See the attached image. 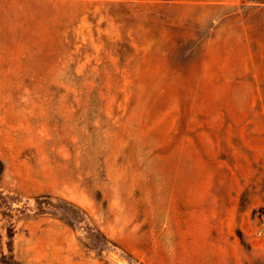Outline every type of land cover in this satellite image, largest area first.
<instances>
[{"label": "rangeland", "instance_id": "374dc122", "mask_svg": "<svg viewBox=\"0 0 264 264\" xmlns=\"http://www.w3.org/2000/svg\"><path fill=\"white\" fill-rule=\"evenodd\" d=\"M0 264H264V0H0Z\"/></svg>", "mask_w": 264, "mask_h": 264}, {"label": "trees", "instance_id": "16d2710c", "mask_svg": "<svg viewBox=\"0 0 264 264\" xmlns=\"http://www.w3.org/2000/svg\"><path fill=\"white\" fill-rule=\"evenodd\" d=\"M0 173H1V170H0Z\"/></svg>", "mask_w": 264, "mask_h": 264}]
</instances>
